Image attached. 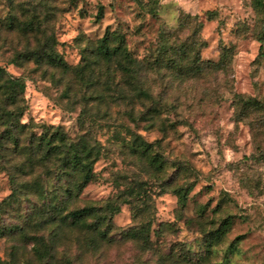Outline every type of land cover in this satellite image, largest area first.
<instances>
[{"label": "rangeland", "instance_id": "obj_1", "mask_svg": "<svg viewBox=\"0 0 264 264\" xmlns=\"http://www.w3.org/2000/svg\"><path fill=\"white\" fill-rule=\"evenodd\" d=\"M255 1L0 0V67L26 83L21 142L46 125L61 126L74 142L86 136L99 144L94 180L67 200L63 215L119 207L107 239L67 225L55 238L54 171L35 164L24 175L18 164L26 157L8 144L0 149L6 156L0 161L3 264H264V49L258 40L264 14ZM31 20L35 26L26 28ZM107 31L124 36L140 59L155 57L164 42L190 46L192 55L200 52L204 72L184 78L166 68L148 72L153 100H139L132 77L110 75L115 65L107 70L96 61ZM45 42L68 72L24 57ZM85 58L91 65L78 73ZM239 97L263 109L242 113ZM151 105L160 112L154 123L143 117ZM136 136L153 144L149 156L131 151ZM154 155L163 169L151 164ZM179 187H190L185 207L174 192ZM225 220L224 237L212 239L210 248L209 235ZM143 226L150 227L149 242L124 237Z\"/></svg>", "mask_w": 264, "mask_h": 264}, {"label": "trees", "instance_id": "obj_2", "mask_svg": "<svg viewBox=\"0 0 264 264\" xmlns=\"http://www.w3.org/2000/svg\"><path fill=\"white\" fill-rule=\"evenodd\" d=\"M255 9L259 14H264V2L255 1ZM102 14V10H101ZM34 20L28 22L25 27L33 28ZM259 42H261V50L264 49V22L262 30L259 33ZM191 48L187 45H181L180 48L174 49L168 46L165 42L155 57L149 56L143 59L135 57L125 44V37L116 32L107 31L98 42L97 48L94 50L96 61L102 60L108 66L107 70L111 69L114 64L113 72L110 75L124 73L130 76L135 81V90L137 91V99L153 100V95L148 86L146 76L148 72L160 71L162 69L170 70L176 73L179 77H196L204 72V63L200 59V52L196 51L191 54ZM262 55V54H261ZM24 57L32 59L37 64H48L63 72H68L70 66L64 60L54 47L48 42L42 44L36 50L28 51ZM225 55L222 61L216 63L214 67L220 69L224 62ZM116 63V64H115ZM207 67L210 64L206 63ZM91 65L88 58H85V65L78 70V73L83 74ZM25 91L26 83L23 78L15 77L10 74L5 68L0 67V149L1 154L7 145L10 144L12 152L15 155L25 156V161L18 164V170L24 175H29V172L34 171L35 164L41 165L47 171H54L56 185L53 187L50 210L53 212L51 224L56 229L55 238L60 232L62 225L81 227V229L90 232L91 234L100 235L101 238L107 239L112 231V219L114 214L119 211V207L114 204H108L104 208L87 206L76 208L67 214L63 215L64 205L71 198H78L84 189L92 183L95 178V165L97 164L102 149L99 144H90L86 136L81 137L77 142L72 141L65 130L61 126H43L40 135H35L31 131L27 138V143H22V137L27 133V124L23 123V118L26 113L25 106ZM122 92L119 91V94ZM104 97L103 94L99 98ZM242 105V113L244 110H262L263 107L255 99H243L239 97ZM160 115L159 109L151 105L148 107L143 117H148L152 123L154 119ZM142 119V118H141ZM148 121V120H147ZM153 144L146 142L140 136L134 137L130 146L131 151L135 155L147 157L150 155ZM1 156V163L6 162V156ZM153 166L159 170L163 169L164 163L158 155L150 158ZM166 167V162H165ZM24 187L28 188V184L24 183ZM190 187H179L174 190L179 197V202L182 207L187 204V197ZM48 192V191H47ZM46 190L41 189V194H46ZM137 195L140 194L137 193ZM134 195V190H131V197ZM44 196V195H43ZM138 197V198H139ZM92 220V222H89ZM229 220H225L221 228L209 235L208 246L213 247L212 239L215 238L217 243L221 242L227 228ZM150 232L149 226H143L141 229H130L123 233L126 239L144 240L149 242L148 235ZM38 243H44V238H35ZM53 245L46 246L47 257L52 258L51 250ZM0 264L3 262L0 261ZM14 264V263H9Z\"/></svg>", "mask_w": 264, "mask_h": 264}]
</instances>
